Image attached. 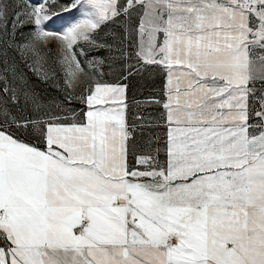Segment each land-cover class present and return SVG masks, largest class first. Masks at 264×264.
I'll list each match as a JSON object with an SVG mask.
<instances>
[{
  "label": "snow or ice",
  "instance_id": "snow-or-ice-1",
  "mask_svg": "<svg viewBox=\"0 0 264 264\" xmlns=\"http://www.w3.org/2000/svg\"><path fill=\"white\" fill-rule=\"evenodd\" d=\"M55 6L0 0V264H264V0Z\"/></svg>",
  "mask_w": 264,
  "mask_h": 264
},
{
  "label": "rangeland",
  "instance_id": "rangeland-1",
  "mask_svg": "<svg viewBox=\"0 0 264 264\" xmlns=\"http://www.w3.org/2000/svg\"><path fill=\"white\" fill-rule=\"evenodd\" d=\"M34 2H37V0H34ZM71 0H56V6L54 8V11L56 12H60L61 16L60 18H53V21L48 22L49 23V28L50 30L53 31H63L66 27L70 26L73 22H75L76 19L79 18V13L78 12H71V13H63L61 10V6L65 5V4H70ZM114 31L113 28H107L105 29V31L103 33H101L102 37H110L112 35V32ZM93 59L92 55H89L87 57H81V60L83 63H87V61ZM105 73H108L105 76V79H108L109 81H113L115 80V75H113L111 72H109V69L107 67H105L104 69ZM30 74V73H29ZM31 75V74H30ZM63 76V74L61 73V77ZM34 83L36 85V87H38L41 92L45 95H56L57 94V90H56V86L55 85H46L41 83L38 80H35V78H33ZM141 83H146L147 85H149V87H141L138 90H136V99L137 100H144L145 97L147 96V93L149 91H152V87L151 85L153 83H155L157 86L159 84V80L156 78L155 74H153L151 77L148 78L147 81H141ZM79 91V89H77ZM131 95V93H130ZM72 107H75L77 109L83 107V105L79 104V102H76L72 105ZM143 107V105H142ZM149 111H153L152 108L148 109ZM136 109L133 108V112H135Z\"/></svg>",
  "mask_w": 264,
  "mask_h": 264
}]
</instances>
